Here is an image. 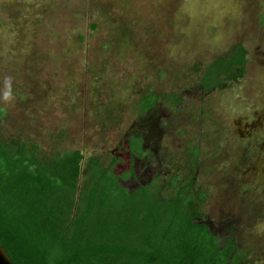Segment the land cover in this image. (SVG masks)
I'll return each instance as SVG.
<instances>
[{"label":"rangeland","instance_id":"1","mask_svg":"<svg viewBox=\"0 0 264 264\" xmlns=\"http://www.w3.org/2000/svg\"><path fill=\"white\" fill-rule=\"evenodd\" d=\"M238 44L245 77L203 92L211 62ZM148 89L182 101L141 116ZM0 108V140H29L47 160L114 156L126 176L140 139L164 185L190 173L186 146L200 144L203 222L264 264V0H0ZM140 162L127 187L150 181Z\"/></svg>","mask_w":264,"mask_h":264},{"label":"trees","instance_id":"2","mask_svg":"<svg viewBox=\"0 0 264 264\" xmlns=\"http://www.w3.org/2000/svg\"><path fill=\"white\" fill-rule=\"evenodd\" d=\"M248 51L241 44L211 62L203 92L245 77ZM209 71V72H208ZM179 105L148 89L139 102L144 115L158 101ZM0 108V124L5 117ZM130 168L116 175L121 160L99 157L85 163L80 150L47 160L38 144L0 140V246L14 264H252L233 235L220 236L203 222L207 193L195 189L202 147L186 146L187 169L162 184L157 162L142 140L127 145ZM136 160L152 168L136 187ZM178 164V162L176 163Z\"/></svg>","mask_w":264,"mask_h":264},{"label":"water","instance_id":"3","mask_svg":"<svg viewBox=\"0 0 264 264\" xmlns=\"http://www.w3.org/2000/svg\"><path fill=\"white\" fill-rule=\"evenodd\" d=\"M0 264H14L6 250L0 246Z\"/></svg>","mask_w":264,"mask_h":264},{"label":"clouds","instance_id":"4","mask_svg":"<svg viewBox=\"0 0 264 264\" xmlns=\"http://www.w3.org/2000/svg\"><path fill=\"white\" fill-rule=\"evenodd\" d=\"M6 88H7V90L3 93V100L5 102H9L12 99V91H11V81H10V79L6 80Z\"/></svg>","mask_w":264,"mask_h":264},{"label":"flooded vegetation","instance_id":"5","mask_svg":"<svg viewBox=\"0 0 264 264\" xmlns=\"http://www.w3.org/2000/svg\"><path fill=\"white\" fill-rule=\"evenodd\" d=\"M148 169H150V170H149L150 172L152 171V168H148Z\"/></svg>","mask_w":264,"mask_h":264}]
</instances>
